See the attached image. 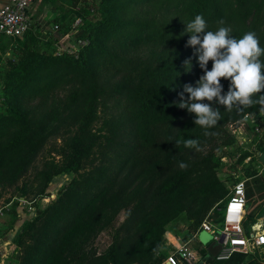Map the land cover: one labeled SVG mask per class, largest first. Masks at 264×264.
<instances>
[{
	"label": "trees",
	"instance_id": "16d2710c",
	"mask_svg": "<svg viewBox=\"0 0 264 264\" xmlns=\"http://www.w3.org/2000/svg\"><path fill=\"white\" fill-rule=\"evenodd\" d=\"M99 9L98 19L83 23V6H77L76 17L69 22L72 30L74 21L80 19L76 39L89 40L78 57L56 49L55 53L33 49L30 45L37 35L33 24L21 37L25 40L12 48L16 58L9 60L10 69L4 74L0 111V175L12 172L17 177L25 172L48 137L73 123L79 124L75 135L56 150L62 166L37 173L44 181L39 194L54 175L92 166L61 188L56 201L24 223L16 237L19 264H164L159 250L166 224L187 212L198 233L208 211L229 192L219 179V169L222 158L232 156L224 148L234 138L224 126L208 129L214 133L210 136L202 128L195 138L198 150L176 146L197 126L195 114L176 106L179 93L185 84L195 86L204 74L194 50L185 46L191 35L185 28L201 15L206 31L227 27L236 39L251 31L264 49V0H101ZM219 20L225 23L220 25ZM110 40L121 46L145 43L150 53L126 58L116 53ZM190 57L188 69L185 61ZM260 60L264 63V55ZM107 63L118 67L117 79L103 76ZM229 83L221 79L224 93ZM58 85H69V90L49 105L47 99ZM27 97L40 100L28 106ZM110 103L123 109L122 121L104 118L100 129L96 128L102 109ZM214 107H220L223 119L259 112L258 105L243 111ZM180 162L187 169H180ZM250 209L248 202L247 218ZM122 211L126 218L118 225ZM109 227L114 230L113 240L99 254L91 244ZM195 243L192 248L204 258L208 244H202V252ZM156 246L159 250L154 253ZM247 256L238 252L227 262L241 264ZM257 264L263 263L257 258Z\"/></svg>",
	"mask_w": 264,
	"mask_h": 264
},
{
	"label": "rangeland",
	"instance_id": "374dc122",
	"mask_svg": "<svg viewBox=\"0 0 264 264\" xmlns=\"http://www.w3.org/2000/svg\"><path fill=\"white\" fill-rule=\"evenodd\" d=\"M49 3L43 4L41 0L34 3L31 8L33 31L37 34L36 39L30 45L33 49L39 51H48L55 53V49L59 52L62 51L63 44L73 43L76 39L77 29L70 30L69 22L76 17L77 6H83V23H90L91 20L100 17V4L101 0H47ZM77 4V6H76ZM87 5L90 6L87 8ZM92 9V11H91ZM64 17H67L65 21ZM58 19V20H57ZM75 22V21H74ZM56 24L60 25L58 31L54 30ZM88 25V24H87ZM69 34V36H66ZM17 39H10L0 33V111L3 110V89L6 79L4 74L10 69L9 60L16 58V54L12 48L18 47L20 41ZM75 44V43H74ZM109 44L115 46L116 53L126 58H141L147 57L150 53V45L141 43L138 45L130 44L129 46H121L119 43L110 40ZM118 67H114L107 63L103 66L102 74L106 78L115 77L117 79ZM113 81V80H112ZM69 90V85L64 88L63 85L54 87L49 96L48 104H53L52 101L59 100ZM227 93V92H226ZM26 104L28 106L38 104L39 98L32 99L27 97ZM35 104V105H36ZM49 105L47 109H49ZM110 105V107H109ZM102 109L101 121L96 122V128L100 129L102 120L104 118H114L116 121L121 122L122 108H115L111 106ZM215 104L213 105V107ZM41 114V112H39ZM249 118L241 115H227L217 122V126H224V129L233 136L234 141L232 144L226 146L224 149L231 151V157H223V165L219 169V179L225 183L228 194L220 199L206 214L204 221H208L213 225L220 223L221 215L219 208L224 204V200L228 198L231 189L239 180L246 184L249 206L251 213L248 215V222H253L254 217L264 214V163L259 160L260 155L264 152V115L260 112H248ZM254 119V121H253ZM259 124L260 130H256ZM125 124L121 125V127ZM79 128V124L73 123L59 128L58 132L48 137L43 148L35 159L29 164L25 172L17 177H12V172L6 175H0V207L8 206L5 209V215L2 217L0 225V263L3 264H19V251L20 245L16 240L24 223L36 216L38 209H45L60 197V190L68 184L73 178L79 177V173L88 171L92 166L87 164L78 173L72 172L70 174L61 172L52 177L49 183L45 186V192L39 194V187L44 184L42 178L37 173L52 165L62 166V157L56 152L60 145L65 143V140H70ZM263 128V129H262ZM202 127L196 126L193 132L188 133L184 138L195 139L198 137ZM248 143V144H247ZM184 146L181 143V147ZM98 152V150H97ZM96 155V152L94 153ZM46 181V180H45ZM260 217V216H259ZM119 222L122 223L126 218V212L122 211L119 215ZM258 221V220H256ZM255 221V222H256ZM202 222V223H203ZM253 222V223H255ZM252 224V223H251ZM192 221L187 212H181L174 219L169 221L166 226L165 235L162 237L160 253L165 256V260L172 254H176L180 244L190 241L197 242V250L202 251V244H206L205 240L212 241V233L201 230L193 239L198 230H193ZM202 226V224L200 225ZM199 226V228H200ZM111 227V226H110ZM105 228L95 237L92 247L97 252L102 253L113 240L112 228ZM259 227V226H258ZM198 228V229H199ZM264 227H261L262 229ZM29 238H25V242ZM203 252V251H202ZM259 253L248 255L241 264H257ZM174 259L177 264L180 262L179 256L175 255ZM168 262V263H167ZM203 257H199L197 264H205ZM139 264V263H133ZM164 264H174L168 261ZM209 264H233L227 261H212Z\"/></svg>",
	"mask_w": 264,
	"mask_h": 264
},
{
	"label": "clouds",
	"instance_id": "9594fccd",
	"mask_svg": "<svg viewBox=\"0 0 264 264\" xmlns=\"http://www.w3.org/2000/svg\"><path fill=\"white\" fill-rule=\"evenodd\" d=\"M225 22L219 20L218 24ZM231 29L219 27L216 31H206V22L201 15L186 24L185 33H190L186 47H191L193 56L197 58L203 75L196 81V85L185 84L179 93L177 107L187 109L190 114H195L194 123L205 129L204 135H214L208 129L216 126L220 120V107L227 111L234 108L243 111L246 108L259 106V112L264 115V94L253 99L258 93H264V63L260 57L264 49L259 45V40L254 32H247L242 38L236 39L230 35ZM212 61V68L208 64ZM186 67L191 69L192 58L185 61ZM230 81L227 93H224L221 79ZM187 93V97L185 96ZM207 100L210 103H205ZM183 143L186 148H196L199 142L188 138L176 141V146ZM184 162L179 163V168L187 169ZM159 246L153 248L157 253Z\"/></svg>",
	"mask_w": 264,
	"mask_h": 264
},
{
	"label": "built area",
	"instance_id": "2783aa9c",
	"mask_svg": "<svg viewBox=\"0 0 264 264\" xmlns=\"http://www.w3.org/2000/svg\"><path fill=\"white\" fill-rule=\"evenodd\" d=\"M38 1L8 0L7 3L0 6V33L10 39L23 37L31 28L32 14L30 11L33 4ZM80 23L81 20L77 19L73 24V29H77ZM54 30H59L58 24L54 26ZM66 36H69V34ZM88 44L89 40L87 39H76L72 44L66 43L60 48H62V51H67L78 57L80 49ZM249 116V114H246V118H249ZM256 130H260L259 124H257ZM247 205L246 184L244 181L239 180L234 183L230 196L219 208L222 214L220 223L218 225H213L208 221L202 223L200 231L205 230L212 233V242L221 246L219 253L215 257L217 261H228L238 252L251 255L257 251L259 253L258 261L264 264V228L260 229L264 227V214L260 215L256 219L258 221H254L255 223L248 222L246 215ZM7 207H0V225ZM199 232L195 235V239ZM192 244L190 241L180 244L176 254H172L167 258L169 263L177 264L174 256L178 255L180 262L183 264H197L199 257L192 248Z\"/></svg>",
	"mask_w": 264,
	"mask_h": 264
},
{
	"label": "water",
	"instance_id": "95a60500",
	"mask_svg": "<svg viewBox=\"0 0 264 264\" xmlns=\"http://www.w3.org/2000/svg\"><path fill=\"white\" fill-rule=\"evenodd\" d=\"M259 160L264 163V152L260 155ZM206 244H208V254L204 257L205 264L211 263L214 258L217 256L219 253L221 246L216 245L215 242H212L207 239L205 240Z\"/></svg>",
	"mask_w": 264,
	"mask_h": 264
},
{
	"label": "crops",
	"instance_id": "0c3cea01",
	"mask_svg": "<svg viewBox=\"0 0 264 264\" xmlns=\"http://www.w3.org/2000/svg\"><path fill=\"white\" fill-rule=\"evenodd\" d=\"M8 0H0V6L4 5L5 3H7ZM33 16V15H32ZM198 236V235H197ZM168 263V262H167ZM0 264H3V262H1Z\"/></svg>",
	"mask_w": 264,
	"mask_h": 264
}]
</instances>
